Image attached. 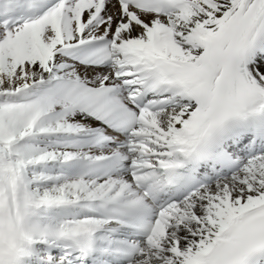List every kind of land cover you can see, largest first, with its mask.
<instances>
[{"label":"snow or ice","instance_id":"1","mask_svg":"<svg viewBox=\"0 0 264 264\" xmlns=\"http://www.w3.org/2000/svg\"><path fill=\"white\" fill-rule=\"evenodd\" d=\"M0 264H264V0H0Z\"/></svg>","mask_w":264,"mask_h":264}]
</instances>
